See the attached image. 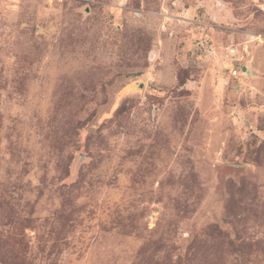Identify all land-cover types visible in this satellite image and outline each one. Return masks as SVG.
I'll return each mask as SVG.
<instances>
[{
    "label": "rangeland",
    "instance_id": "rangeland-1",
    "mask_svg": "<svg viewBox=\"0 0 264 264\" xmlns=\"http://www.w3.org/2000/svg\"><path fill=\"white\" fill-rule=\"evenodd\" d=\"M0 264H264V0H0Z\"/></svg>",
    "mask_w": 264,
    "mask_h": 264
}]
</instances>
